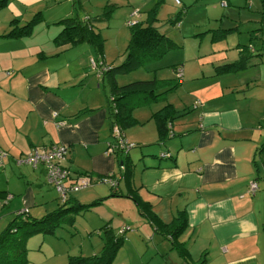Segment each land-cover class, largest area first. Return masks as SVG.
I'll return each instance as SVG.
<instances>
[{"label":"crops","instance_id":"1","mask_svg":"<svg viewBox=\"0 0 264 264\" xmlns=\"http://www.w3.org/2000/svg\"><path fill=\"white\" fill-rule=\"evenodd\" d=\"M40 4L45 12L52 8L46 0H6L0 9V153L5 154L0 158V230L17 211L27 210L31 217L40 218L55 209L57 194L46 182L45 168L17 163L33 150L67 147L63 166L73 180L79 174L108 176L116 170L114 158L105 154L111 141L107 79L101 75L103 67L90 64L96 59L92 48L87 44L85 51L79 49L84 44L62 47L47 56L44 46L31 40L41 31L37 26L32 37L8 36L13 28L24 26V17ZM180 66H168L175 75L169 80L180 83L171 94L189 91L197 103L192 110L186 107L188 114L172 123L171 136L162 145L135 144L150 148L131 155L129 184L124 181L121 189L123 178L118 174V192L149 206L150 222L138 211L142 205H136V212L144 221H133L142 225V235V228H148L146 237L151 228L161 233L162 225L173 223L182 213L186 226L181 236L171 240L165 233V244H154L155 253H165V264H264V201L261 207L245 195L252 184L247 182L251 169L246 167L255 161V146L264 141L258 133L263 114L255 116L258 100L255 89H249L257 73L248 69L189 76L185 70L177 73ZM163 96L151 104L165 106ZM193 111L196 123L186 126ZM162 152L171 159L157 160L155 155ZM83 192L73 193L71 200L101 206V196L94 198L95 188ZM111 229L123 231L116 235L126 231L122 226Z\"/></svg>","mask_w":264,"mask_h":264},{"label":"rangeland","instance_id":"2","mask_svg":"<svg viewBox=\"0 0 264 264\" xmlns=\"http://www.w3.org/2000/svg\"><path fill=\"white\" fill-rule=\"evenodd\" d=\"M46 1L52 7L51 10L45 12L46 7L43 4L33 6L29 11L31 14L26 15L23 20L26 21V24L38 22L33 27L32 32L36 26L41 31L31 40L41 43L47 52V56L52 55L55 52L54 49L62 48L56 46L53 41L61 31V28L59 31H54L60 27L56 26L55 22L69 16H75L80 20L97 17L94 30L100 33L103 40L105 64L115 66L124 60V51L131 33L127 25L131 12L138 10V21L145 22L150 11L153 9L158 11L156 27L159 28L160 33H164L176 44L177 48L170 50L157 60L146 61L139 69L131 73L118 75L117 81L120 85L153 79L157 81L174 79L175 75L172 68L168 67L171 63H179L181 65L179 71L185 70L187 75L190 74L189 76L213 74L218 70L217 67L238 61V50L241 47L243 49L249 47L252 51L260 45L256 31L260 28L259 0H178V5L170 0ZM222 2L225 3L224 6H221ZM135 18L130 19L135 23ZM47 22H54L55 24L53 23L52 26L48 27ZM21 27L18 26L17 30ZM86 47L84 44V47L79 49L85 51ZM248 69H250V73H257V80L251 84L249 89H255L253 95L258 100L255 106L257 110L255 116L259 118L260 113L262 115L264 110V64H257ZM194 98L193 93L179 90L175 94H166L165 104H172L174 109L179 112L186 107L192 110L197 103ZM161 106L162 102H157L132 110L131 116L136 121L135 130L125 137L129 145L157 142L158 133L151 114ZM196 117L197 114H193L185 123L186 126L194 125ZM260 126L261 123L258 127V133H261L262 138H264V129ZM245 148V146L240 147V149ZM137 152H139L138 149L132 150L131 155ZM260 157L259 154H256L255 163L251 160L249 161V164L252 163L250 168L246 167V169H251V177L247 182L251 181L250 183L256 185V193L248 187L245 195L248 199L255 198L256 204L263 207L264 169ZM116 176L114 180L117 181L119 176ZM110 187L111 183L89 186L84 192L95 188L94 198L101 196V199H98L101 206H94L90 211L74 216L72 222H62L50 235L38 233L33 236L25 247L27 250L25 259L29 264H67L69 257L99 255L103 245V234L100 229L108 222L113 228L122 226L126 229L122 235L125 236L124 242L112 264H165V253H155L154 251V244H159V247L165 244V235L156 233L151 228V234L149 231L146 237L144 236L147 235L148 228L146 226L142 228L144 234L142 235L139 230L142 225L134 223L135 221H144L136 212L135 202L129 200L126 195V197L120 196L118 198L122 200L110 197ZM123 187L124 181H122L120 188L123 189ZM257 188L259 189L257 190ZM53 189L56 192L55 188ZM57 201L58 194L53 201L56 209L58 207ZM6 226L0 230V233ZM113 231L117 233L118 230L114 229ZM121 233L120 231L119 234ZM159 252H161L160 249ZM172 255V257H176L174 252Z\"/></svg>","mask_w":264,"mask_h":264},{"label":"trees","instance_id":"3","mask_svg":"<svg viewBox=\"0 0 264 264\" xmlns=\"http://www.w3.org/2000/svg\"><path fill=\"white\" fill-rule=\"evenodd\" d=\"M260 3V28L258 32L259 47L254 48L252 51L249 47L241 49L239 52V59L234 63L224 64L217 67L218 70L214 74H226L246 70L254 67L257 64H264V0H259ZM6 5V0H0V9ZM129 17V22L133 19L132 13ZM137 15V16H138ZM158 11L153 9L149 12L145 22L138 21L135 18V23L128 26L131 30L130 39L124 51V60L118 66L106 65L104 62L103 54V40L96 28L97 17L94 19L80 20L77 17L65 18L58 21L55 25L60 26V33L54 38V43L58 47L72 48L79 45H89L95 54V63L102 67V76L107 79L108 92L106 94V112L107 122L109 126L110 140L107 143L105 154L112 156L115 160V174L108 176H94L91 174H79L80 177L88 178L90 185L101 183H113L116 175H120L123 181L128 185L132 174L133 163L131 160V151L138 149L143 154L145 149L150 146H137L129 145L125 139V133L135 128V121L131 116L133 109L146 104H151L163 98V95L169 94L176 90L180 83L176 80L166 81H137L125 85L117 84V76L131 73L139 69L146 61H153L163 57L170 50L177 48L164 33L159 32L156 27ZM139 17V16H138ZM131 18V19H130ZM137 19V20H136ZM36 23H28L17 30L13 28L8 36L11 37H28L33 31ZM252 49V48H251ZM174 68L175 66L172 65ZM99 68V69H100ZM176 68V67H175ZM189 111V110H188ZM185 112V113H184ZM187 110L175 111L173 106L166 104L160 110L152 114L151 118L155 121L158 133V140L155 145H162L170 136L172 131V123L175 120L187 115ZM261 128L264 129V110L261 119ZM114 130L118 131V136L113 133ZM123 141V143H119ZM125 141V142H124ZM259 154L261 157L262 167L264 169V141L256 149L255 155ZM156 159L168 160L171 155L167 152L155 155ZM255 163V161H253ZM68 170V168H65ZM69 179L72 181L73 179ZM76 180V179H75ZM74 181V180H73ZM89 185V186H90ZM250 187V185H249ZM256 190V189H255ZM110 197H126L124 194H119L118 187L114 190V186L110 187ZM256 191H254L255 193ZM127 198H129L127 196ZM58 202L57 209L40 217H31L28 211H17L8 222L6 228L0 233V264H29L25 259L26 245L33 236L40 234L50 235L53 230L60 226L62 222H72L74 216L80 213L88 212L92 207L99 204L93 202L88 205H81L71 200L68 197L65 203ZM139 207L138 211L142 216L150 222L149 213L146 214L149 206L141 201H134ZM146 214V215H145ZM180 217H175L173 223L162 225L161 233L163 236L168 233L171 240H176L181 236L186 221ZM153 226H156L152 224ZM157 227V226H156ZM159 228V227H157ZM166 229V231H165ZM103 237V245L99 255L90 257H69L67 264H112L113 260L121 248L124 237L122 235L114 234L109 224H105L101 229ZM123 233V231H121ZM121 233V234H122Z\"/></svg>","mask_w":264,"mask_h":264},{"label":"built area","instance_id":"4","mask_svg":"<svg viewBox=\"0 0 264 264\" xmlns=\"http://www.w3.org/2000/svg\"><path fill=\"white\" fill-rule=\"evenodd\" d=\"M58 2L59 0H54ZM175 4H179L178 0H170ZM225 3H221V6H224ZM138 12L134 11L132 13V17H137ZM134 22H128L127 25L131 26ZM92 68H96V63L91 61ZM178 70V74H179ZM113 133L115 136H118V131L114 130ZM125 142V141H124ZM119 143H123L120 141ZM68 153V148L65 146H50L47 148H40L33 150L30 154L22 157L17 161L19 165H27L31 168L35 169L39 166L45 168L46 173V182L47 184L53 186L58 194V201L60 203H65L69 196L73 193H76L81 190H85L90 185V181L88 178L79 177L76 180L69 179V172L63 166L64 161L66 160V155ZM2 153H0V158L3 157ZM111 186H114V190H117L118 184L117 182L111 183ZM251 191L254 192L256 189L255 184H250Z\"/></svg>","mask_w":264,"mask_h":264}]
</instances>
